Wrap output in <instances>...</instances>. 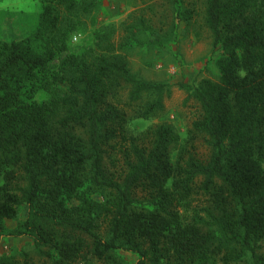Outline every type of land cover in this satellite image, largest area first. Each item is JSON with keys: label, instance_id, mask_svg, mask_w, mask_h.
Returning a JSON list of instances; mask_svg holds the SVG:
<instances>
[{"label": "trees", "instance_id": "obj_1", "mask_svg": "<svg viewBox=\"0 0 264 264\" xmlns=\"http://www.w3.org/2000/svg\"><path fill=\"white\" fill-rule=\"evenodd\" d=\"M41 1L32 36L0 41V242L3 220L26 204L14 235L34 238L38 264L117 261L119 250L138 255L135 264H264V0L206 1L220 75L183 86L201 108L192 131L206 133L211 154L182 149L175 161L172 125L130 136L114 101L124 83L131 102L155 93L139 114L149 118L170 85L142 79L119 54L70 53L53 69L93 3ZM197 194L214 201L212 221L193 206ZM0 264L21 263L4 255ZM22 264L34 263L25 255Z\"/></svg>", "mask_w": 264, "mask_h": 264}, {"label": "rangeland", "instance_id": "obj_2", "mask_svg": "<svg viewBox=\"0 0 264 264\" xmlns=\"http://www.w3.org/2000/svg\"><path fill=\"white\" fill-rule=\"evenodd\" d=\"M206 1L89 0L93 6L82 13L77 26L66 36V49L59 51L51 66L58 69L70 53L119 54L142 79L168 83L169 90L163 96L164 108L149 118L139 114L157 94L144 93L142 99L131 102V86L125 83L118 86L114 101L129 114L127 134L137 136L150 127L170 124L180 136L172 152L174 161L182 149L187 156L207 159L211 154L209 137L205 132L192 131L195 120L201 116V108L190 89L183 86L197 85L204 78L218 79L220 75L217 60L221 52L206 22ZM189 9L193 15L186 19L185 12ZM41 12V0H0V41L32 36L39 26ZM104 36L109 40L105 41ZM36 40V50L42 51L46 40ZM45 96L41 91L37 98ZM109 166L112 170L123 169L124 161H120L118 167L111 163ZM192 204L207 220H213L209 215V209L215 212L212 198L197 194ZM27 215L28 206L24 204L16 218L3 220L6 232L0 242V258L14 256L22 264L28 255L34 264L41 262L44 255L37 249L34 238L29 234L14 235ZM117 256V261L93 259L91 262L135 264L138 260V255L125 250H119ZM219 264H222L220 260ZM236 264H253V259L247 256Z\"/></svg>", "mask_w": 264, "mask_h": 264}]
</instances>
